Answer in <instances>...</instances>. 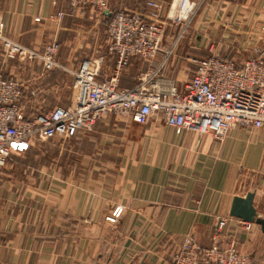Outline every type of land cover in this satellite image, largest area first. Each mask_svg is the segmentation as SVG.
Listing matches in <instances>:
<instances>
[{"label": "crops", "instance_id": "0c3cea01", "mask_svg": "<svg viewBox=\"0 0 264 264\" xmlns=\"http://www.w3.org/2000/svg\"><path fill=\"white\" fill-rule=\"evenodd\" d=\"M194 1L201 6L191 38L184 33L173 46L176 34L167 28L161 51L149 62L131 58L118 87H133L169 50L165 74L178 88L195 68L184 74L190 50L237 64L256 56L264 60V0ZM146 2L109 0L107 13H145ZM160 2L165 16L175 0ZM93 13L72 10L68 0H0L4 35L39 52L55 43L61 66L41 76L38 63L8 61L0 51V74L20 78L48 105L65 107L72 72L81 62L101 58L99 78L114 67ZM28 96L29 90L23 92L22 101ZM67 140L55 146L47 167L19 174L20 154H11L0 169V264H172L187 236L209 249L221 217L229 218L222 235L234 234L238 251L251 264H264L259 228L246 233L228 215L232 198L247 191L254 192V207L264 214L263 131L237 126L217 143L190 131L176 133L159 115L144 125L106 115ZM115 209L121 210L117 217Z\"/></svg>", "mask_w": 264, "mask_h": 264}, {"label": "built area", "instance_id": "2783aa9c", "mask_svg": "<svg viewBox=\"0 0 264 264\" xmlns=\"http://www.w3.org/2000/svg\"><path fill=\"white\" fill-rule=\"evenodd\" d=\"M109 0H68L72 10L89 9L105 16ZM145 13L125 11L107 13L106 54L114 58L111 73L99 78L96 61L86 59L72 72V94L69 105L56 106L46 112L27 116L22 105L28 87L17 77L0 74V168L11 154H21L30 142L66 140L89 131L106 115L121 116L137 125H144L159 115L165 126L176 133L190 131L210 136L221 143L234 127L264 132V60L259 56L237 64L216 55L200 58L192 76L178 88L165 74L166 57L155 69L141 72L133 87L120 88L117 80L131 58L151 61L161 51L166 23L159 18V7L147 1ZM196 8L192 0H175L166 19L183 22ZM62 14L58 13L57 18ZM175 43L173 44V46ZM0 49L5 60L41 66V76L61 69L55 61L57 45L52 43L39 52L21 46L4 35L0 19ZM36 89L30 97H36ZM121 210H114L113 217ZM228 217L218 219L209 249L202 250L191 237L183 239L172 256V264H251L250 257L238 251L234 234L223 236ZM248 233L253 224L237 220Z\"/></svg>", "mask_w": 264, "mask_h": 264}, {"label": "rangeland", "instance_id": "374dc122", "mask_svg": "<svg viewBox=\"0 0 264 264\" xmlns=\"http://www.w3.org/2000/svg\"><path fill=\"white\" fill-rule=\"evenodd\" d=\"M147 1H149V0H147ZM150 1H154L158 6H160L159 8L162 9L163 4L160 2V0H150ZM193 2H195V4H196V8L194 10V13L190 17H188L187 20H185L183 22H179V23L174 22L173 23L172 21H169L166 19V15L162 16L160 14V12L158 13L159 18L166 23V25H167L166 29L171 28L172 30L175 31L176 35L172 41V43H175V45H177L178 42H181L180 40L182 39V37L186 36V35H184V33L189 32V35H187V37H188V39L191 38L190 31L192 29L193 23L196 21L195 20V17H196L195 12L197 11V8L201 6L200 3H197L194 0H193ZM146 7H147V5H146ZM93 14L97 19L98 28H101L103 33H105L106 17L107 16H102V15L97 14V13H93ZM105 15H107V12ZM177 35H178V38H177ZM103 44H104V46L106 45V35L105 34H104V38H103ZM184 45L186 46V43H184ZM186 48H187V46H186ZM0 51H1V49H0ZM103 51H104V48H103ZM188 52H189L187 54L188 60H187V64H186L185 69H184V74L187 77L189 76L190 72L192 71L193 66L195 65L196 61L200 58H204V57L208 56L206 53H203V52L199 53V52L192 51V50H190ZM89 59H90V57H89ZM189 78H190V76L188 77V79ZM28 90L30 92V88L25 89L24 92H26ZM71 94H72V86L70 88L69 101H68L66 106L69 105ZM53 102H54V104L48 105L49 102L46 100H41V99L39 100L36 97L32 99L31 97L28 96V98L25 99V101H22V105L25 108L26 115H28V116H31V115L36 114L38 112H46L55 106L64 107L62 105H59L58 104L59 102H57V101H53ZM44 105H48V107H44ZM65 144H69V141L67 139L66 140L55 139V140H52L49 142H44V143L30 142L29 144H27V146H30L31 148L28 149V151L25 150L23 153H21L19 155L20 157H17L18 161L16 163H19V166L17 167L18 173L19 174H22L23 172L32 173V172H35V169L38 167H44V166L47 167L48 164H50V162H51V158L53 157L52 156L53 153L55 152V146H60V145L63 146ZM6 164H5V166H6ZM3 168H0V169H3ZM260 189L264 190V185L260 186Z\"/></svg>", "mask_w": 264, "mask_h": 264}, {"label": "water", "instance_id": "95a60500", "mask_svg": "<svg viewBox=\"0 0 264 264\" xmlns=\"http://www.w3.org/2000/svg\"><path fill=\"white\" fill-rule=\"evenodd\" d=\"M254 192L247 191L231 200L229 217L257 226L264 235V214L257 212L253 204Z\"/></svg>", "mask_w": 264, "mask_h": 264}]
</instances>
